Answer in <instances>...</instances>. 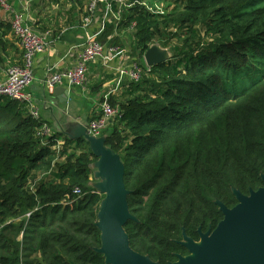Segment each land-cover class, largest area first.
Listing matches in <instances>:
<instances>
[{
	"label": "trees",
	"instance_id": "1",
	"mask_svg": "<svg viewBox=\"0 0 264 264\" xmlns=\"http://www.w3.org/2000/svg\"><path fill=\"white\" fill-rule=\"evenodd\" d=\"M135 1L119 31L135 24L137 62L154 43L177 44L109 100L119 114L102 136L124 164L138 220L124 227L130 247L169 264L185 254L182 229L195 238L198 226L222 220L214 201L231 208L233 188L247 195L263 186L264 0H164L166 14ZM0 116V264H104L93 251L103 196L90 186L88 144L65 138L57 148L55 136L45 144L42 122L7 97Z\"/></svg>",
	"mask_w": 264,
	"mask_h": 264
},
{
	"label": "crops",
	"instance_id": "2",
	"mask_svg": "<svg viewBox=\"0 0 264 264\" xmlns=\"http://www.w3.org/2000/svg\"><path fill=\"white\" fill-rule=\"evenodd\" d=\"M91 0H7L15 11L26 16L27 25L35 32L48 33L49 41L45 51L35 57L33 63V81L26 88L38 110L39 120L47 125L55 140L62 145L70 130H81L88 122L99 115L102 97L114 87V78L105 74L99 64L88 67L87 88H68L57 86L65 91L57 96L45 90L44 81L49 72H62L73 67L78 59V52L84 43L85 36L93 35L103 45H116L127 49L131 54L133 31L114 32V23L105 17V10L98 5L89 26L84 29L80 23L86 14ZM117 9L116 5H114ZM124 8L119 12L120 22L123 20ZM9 14L0 9V83L6 79V72L11 65L22 61V52L17 39L10 30ZM117 40L119 41L117 43ZM116 41L115 43H113ZM136 60V59H135ZM137 61V60H136ZM117 60L113 66L117 67ZM54 88V89H55ZM123 88V87H122ZM122 90L110 97L117 101ZM67 98L66 103H60ZM117 107V106H116ZM111 125H108L110 129ZM63 136L60 138V136ZM92 179V172L90 180Z\"/></svg>",
	"mask_w": 264,
	"mask_h": 264
},
{
	"label": "water",
	"instance_id": "3",
	"mask_svg": "<svg viewBox=\"0 0 264 264\" xmlns=\"http://www.w3.org/2000/svg\"><path fill=\"white\" fill-rule=\"evenodd\" d=\"M168 57L157 45H151L143 55L148 67L165 62ZM65 91L61 87L53 95ZM60 103H66L67 98ZM66 138H82L89 146L96 161L91 165L90 186L103 196L97 212L96 229L100 234V245L93 251L101 255L104 264H159L148 256L135 252L129 244L124 227L127 222L138 223L128 208L127 198L131 194L124 185V164L120 156L106 147L105 136L87 134V126L81 130H70ZM263 186L249 190L243 195L232 189L236 204L228 208L219 200L214 201L222 220L211 230L202 233L199 228L197 242L189 238L182 229L180 246L187 250L186 256L177 255L169 264H264V175L260 174Z\"/></svg>",
	"mask_w": 264,
	"mask_h": 264
},
{
	"label": "built area",
	"instance_id": "4",
	"mask_svg": "<svg viewBox=\"0 0 264 264\" xmlns=\"http://www.w3.org/2000/svg\"><path fill=\"white\" fill-rule=\"evenodd\" d=\"M136 2L135 0H91L80 25L86 29L94 17L97 6L102 5L105 10V17L114 23V32H116L120 24L119 12L124 8L133 6ZM114 5H116L118 10L115 9ZM0 9L9 14L10 30L17 39L22 52V61L19 64L11 65L6 72V79L0 83V96L23 104L29 116L38 121L40 119L38 110L34 107L32 98L26 92V88L33 81V63L35 57L42 54L49 43L47 39L48 33L40 34L35 32L27 25L26 16L11 8L7 0H0ZM153 9L158 12L157 9ZM134 28L135 24L132 23L127 31L134 32ZM129 53L127 49L120 46L103 45L95 39V36L87 34L73 67L62 72H49L44 81L45 90L50 94L55 87L63 85H66L68 88H79L84 91L88 84V67L92 64H99L105 74L107 73L114 78V87L102 97L99 115L87 124V134L89 136H102L109 122L115 116H118L119 109L111 106L109 102L111 95L118 90L121 91L125 83H137L143 76H148L150 73L151 67H148L143 59V64L141 65L135 59L127 56ZM115 60L118 62L117 67L112 65ZM37 135L43 138L45 144L53 136L47 125L43 123ZM59 146L58 144L57 148ZM72 195L77 198L80 197V189L74 188ZM69 199L70 197L66 199L65 203H68ZM29 216L30 214H26L27 218Z\"/></svg>",
	"mask_w": 264,
	"mask_h": 264
},
{
	"label": "rangeland",
	"instance_id": "5",
	"mask_svg": "<svg viewBox=\"0 0 264 264\" xmlns=\"http://www.w3.org/2000/svg\"><path fill=\"white\" fill-rule=\"evenodd\" d=\"M168 2L167 1H164V0H149L147 1V5L150 6L152 9L155 8L158 10V13L160 14H166L168 11L170 12V10L172 8H170V6L168 7ZM170 45L166 48H163L159 43H154V45H157L161 50L165 51V54L168 58H170L172 55H173V52H172V49H171V46H174L175 44H177L176 42V39H173L171 40V42L169 43ZM232 91H235L233 88H232ZM3 119L1 116H0V120ZM108 130V129H107ZM60 138L63 137L61 135H59ZM92 182H95V180H93ZM20 240V237H18Z\"/></svg>",
	"mask_w": 264,
	"mask_h": 264
},
{
	"label": "flooded vegetation",
	"instance_id": "6",
	"mask_svg": "<svg viewBox=\"0 0 264 264\" xmlns=\"http://www.w3.org/2000/svg\"><path fill=\"white\" fill-rule=\"evenodd\" d=\"M199 228H200V230H201L202 233H205V232L209 229V228H208L207 230L202 231L201 226H198V227H197V230H196L195 238H193V237H189V236H188L189 238L193 239V241H195V242H197V241L199 240V231H198ZM210 229H211V228H210ZM211 230H212V229H211ZM181 235H182V233H181ZM181 240H182V238H181ZM181 240H180V241H181ZM181 247H182V246H181ZM182 248H183V247H182ZM184 250H185V254H183V255H182V254H177V255L186 256V255L188 254V252H187L186 249H184Z\"/></svg>",
	"mask_w": 264,
	"mask_h": 264
}]
</instances>
